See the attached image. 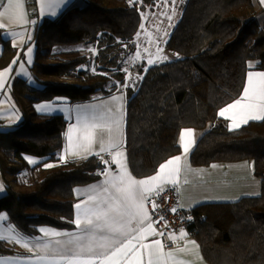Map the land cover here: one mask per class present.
I'll use <instances>...</instances> for the list:
<instances>
[{
  "label": "trees",
  "instance_id": "obj_1",
  "mask_svg": "<svg viewBox=\"0 0 264 264\" xmlns=\"http://www.w3.org/2000/svg\"><path fill=\"white\" fill-rule=\"evenodd\" d=\"M127 1L79 0L57 18L42 21L30 69L38 86L14 81L11 95L22 119L16 125L0 124V175L7 189L0 196V213L27 238L43 228L71 230L74 190L99 180L105 164L96 156L61 160L68 120L62 114L37 113L33 106L60 99L67 105L85 103L123 90L124 146L137 179L151 176L180 153L183 129L203 132L190 153L192 166L250 162L259 194L196 206L188 231L209 264H264V121L230 130L217 115L240 97L252 64L264 73V24L253 2L185 0L165 45L178 58L147 68L126 63L129 72L138 70L133 81L120 61L134 50L141 12L153 10L159 0ZM0 44L3 68L14 50L1 31ZM88 48H97L96 54H86ZM51 51H58L62 62L43 65L44 58L57 56ZM89 60L95 72L75 76L76 67ZM115 67L120 69L112 71ZM62 77L80 83L50 80ZM28 158L40 161L30 165ZM25 173L23 183L31 181L30 189L13 191L6 178L18 185ZM8 252L0 242V254Z\"/></svg>",
  "mask_w": 264,
  "mask_h": 264
},
{
  "label": "crops",
  "instance_id": "obj_2",
  "mask_svg": "<svg viewBox=\"0 0 264 264\" xmlns=\"http://www.w3.org/2000/svg\"><path fill=\"white\" fill-rule=\"evenodd\" d=\"M251 1L258 12L257 18L259 22L264 24V4H261L260 0ZM21 2L24 5V12L26 13L25 19L27 23L17 24L9 22L6 18L0 17V23L4 24V27L0 28L1 37L3 40L7 41L11 49L14 50L6 65L3 68H0V73H5V75L0 77V80H3V86L0 87V124L3 125H16L22 119L21 112L11 95L13 82L16 80H24L29 85H36V81L30 69L35 60L37 34L42 21L57 18L69 8L76 5L79 0H21ZM3 3L6 4L7 0H3ZM2 10L3 8L0 7V11ZM28 48L32 49L30 61L26 55ZM2 54L3 47L0 44V57ZM13 61H16V63L14 64ZM21 65H23V67H21ZM252 66L253 64L250 66V70L246 74L244 87L238 99H241L243 96L244 88L247 86L248 75L250 73L253 74V80L255 81L257 79L256 74L263 73L262 71L252 69ZM8 69H11V71H8ZM122 91L123 90H119L112 95L90 102L69 104L62 107L61 112L63 113L61 114L68 120L62 151L64 159L79 160L96 156L104 162V170H107L109 174L114 175L119 172L118 164L112 162L113 158L116 157V159L125 165L127 173L131 175L133 179L144 180L160 174V168L162 165L179 156L180 161L178 164L180 171L175 177L176 183L174 185L169 182L163 184L158 183L154 186L151 193L171 185L176 186L178 190L177 208L180 210L192 211V209L198 205L228 203L237 201L241 197L256 196L259 194L260 181L253 176L252 165L248 161L215 163L201 167L192 166L190 163V153L197 139L203 133L202 131L194 129H183L180 131V153L177 156L163 162L158 167L157 171L151 176L139 179L134 177L129 169L127 153L124 146L125 96ZM235 101L221 108L217 114L219 118L224 119L227 122L228 127L231 128V130L240 128L252 121H264V119H248L247 121H244L240 116L236 115L239 109H231L225 113V116H221L220 112L229 107V105L233 104ZM244 102L246 103V101ZM35 105L33 106V111L36 112ZM39 113L55 114L53 111ZM82 115L88 116L89 119L87 121L80 120L78 123V117H81ZM92 116L98 118V123H111L112 120L118 121V131H114L110 135L106 130L103 132L97 130L92 150L89 152L79 151L77 154V149L75 147L77 136L78 134H81L80 129L85 123H91ZM69 129H73V131L70 133ZM69 135L72 137L71 142L69 141ZM117 143L118 147L112 146ZM101 144H103L105 149L103 152L100 151ZM185 147L188 149L187 152L184 151ZM172 167L174 166H169L170 169ZM165 171L167 172L168 169ZM28 176L29 175L25 173L21 180L19 179L20 184L16 185L22 188L25 187L29 190L31 181L27 186L23 183L27 180ZM107 178L108 177L103 171L101 177L96 182L87 186L78 187L74 190L72 215L73 227L69 231L43 228L45 231H41L37 237L27 238L14 228L5 212L0 213V242L10 250L8 253L0 254V264H51V261L53 260L61 262L62 258L60 256H54L50 254L49 250L37 247V242H39L40 245H43L45 242L54 244L57 240L64 241L69 239L70 236L79 238L83 235L81 229L78 228L75 223L78 215L75 205L85 201L89 194V190L94 186H102ZM0 186H2V190H0V196H2L7 189L4 177H1V175ZM14 190H20V188L16 187ZM146 224L147 222H145V226ZM132 226L136 227L135 223H133ZM152 228L155 231L153 225ZM53 232L61 233V235L52 236L51 233ZM182 232L184 233V236L181 237L180 235V245L175 249L165 250L161 247V243L160 245H156L154 243L158 240L156 234H148L145 239H141L139 242L134 241V243L138 244V247L141 244L150 245V249L140 247L139 254L142 258L143 264H147L148 262L149 251L151 252V257L154 261L163 254L164 264H209L204 259L199 243L193 234L189 231ZM169 253L171 254L170 256L168 255Z\"/></svg>",
  "mask_w": 264,
  "mask_h": 264
},
{
  "label": "snow or ice",
  "instance_id": "obj_3",
  "mask_svg": "<svg viewBox=\"0 0 264 264\" xmlns=\"http://www.w3.org/2000/svg\"><path fill=\"white\" fill-rule=\"evenodd\" d=\"M260 3L264 4V0H260ZM0 7L3 8L0 11V17L17 24L27 23L21 0H15V2L14 0H7L6 4L0 0ZM2 27L4 24L0 23V28ZM141 27L143 28V25ZM31 52L32 49L28 48L26 55L29 61ZM13 63L15 64L16 61ZM3 75L5 73H0V77ZM256 77L257 79L254 81L253 74L248 75L247 86L244 88L242 98L223 109L220 112L221 116H225V113L231 109H239L236 115L244 121L264 119V73H257ZM2 86L3 80H0V87ZM38 110L47 112L53 109L50 105H43ZM88 119V116L82 115L78 117V123L80 120L87 121ZM97 119V117L92 116L91 123H85L80 129L81 134H78L75 142L77 154L79 151L89 152L92 150L97 130L101 132L106 130L110 135L114 131H118V121L98 123ZM72 131L73 129H69L70 133ZM71 140L72 137L69 135V141L71 142ZM112 146L118 147V143ZM104 150V146L101 144L100 151L103 152ZM184 151H188L187 147ZM60 159L63 160V156ZM179 161L180 157H175L161 166L160 174L149 179L135 180L127 173L125 165L114 157L112 162L118 164V174H109L107 170H104V174L108 177L104 184L98 187L94 186L89 190L87 199L75 205L78 212L75 223L83 235L79 238L70 236L64 241L57 240L54 244L45 242L40 245L37 242V247L49 250L50 254L62 258L61 262L53 260L51 264H143L139 254L140 247L150 249V245L141 244L138 247L134 241L139 242L141 239H145L148 234H157L152 228L151 218L145 204L146 202L151 203L153 210L159 207L158 204L150 200V193L158 183L169 182L173 185L176 183L175 177L180 171ZM29 163H33V161L29 160ZM170 165L174 167L170 169ZM52 166L51 164L45 165V167ZM166 169H168L167 172ZM0 190H2V186H0ZM161 190H157V195ZM171 211L175 213L176 208L171 209ZM145 222H147L146 226ZM133 223L136 227L132 226ZM41 231L44 232L45 230L41 229ZM158 234L163 235V233ZM51 235L60 236L61 233L53 232ZM180 235L183 237L184 233L181 232ZM154 243L160 245L158 240ZM147 264H164L163 254L154 261L149 251Z\"/></svg>",
  "mask_w": 264,
  "mask_h": 264
},
{
  "label": "rangeland",
  "instance_id": "obj_4",
  "mask_svg": "<svg viewBox=\"0 0 264 264\" xmlns=\"http://www.w3.org/2000/svg\"><path fill=\"white\" fill-rule=\"evenodd\" d=\"M90 1V0H89ZM138 1V0H137ZM185 0H159L158 3L155 4L154 9H146L141 12V25H143V28L140 26L139 31L137 35L134 38V50L131 55H128L127 57L124 56L122 61L120 63L123 65L124 71H126V76L131 75L132 80L134 81L136 78L139 77L138 70L133 69V73L129 72L128 67H125L126 63L129 65V67H133L134 65L143 64L146 68L150 67L152 65L158 64V63H164L169 62L172 60H175L178 58V56L170 51H168L165 48V45L169 39L170 33L179 19L181 15V9L183 6ZM133 0H128L127 5L133 4ZM171 17V19H169ZM262 23V22H260ZM263 24V23H262ZM155 41V42H153ZM97 51V48H88L86 54L89 55H95ZM58 52V51H56ZM55 51L49 52V54H57ZM63 58H60V56H50L48 58H44L41 60V63L43 65H51L62 62ZM151 60V63L149 61ZM112 71H115L117 69H120V67L111 68ZM95 65L93 61H88L87 63H83L81 65H78L75 70V76L78 72L84 71L86 73H94L95 72ZM42 79L43 76H40ZM47 79V78H46ZM48 80V79H47ZM50 80H53L52 82L56 83H80L76 80V78H68V77H62V78H50ZM117 83H119L118 80H116ZM132 82L129 78V83ZM36 86L38 84L36 83ZM124 89V87H121ZM25 102V101H24ZM26 106L27 104L24 103ZM43 105H50L55 112V114H61L62 107L64 105L63 101L60 99L58 102H55V100L50 102H41L37 103L35 105L36 112H42L38 109ZM47 111V112H51ZM44 113V112H43ZM32 160L33 163H29L30 165L37 164L40 159L38 158H28L27 161ZM23 175L20 177L22 178ZM11 189L16 192H21L23 190H26L25 187L17 186L13 181L11 177L6 178ZM16 187H19L20 190H14ZM12 227V226H11ZM1 228V226H0Z\"/></svg>",
  "mask_w": 264,
  "mask_h": 264
},
{
  "label": "built area",
  "instance_id": "obj_5",
  "mask_svg": "<svg viewBox=\"0 0 264 264\" xmlns=\"http://www.w3.org/2000/svg\"><path fill=\"white\" fill-rule=\"evenodd\" d=\"M150 200L159 205L153 210L151 203L145 204L158 240L165 250L177 248L181 232L188 231L191 211L177 208L178 190L173 185L163 188L158 195L157 191L151 193ZM173 208H176L175 213L171 211Z\"/></svg>",
  "mask_w": 264,
  "mask_h": 264
}]
</instances>
